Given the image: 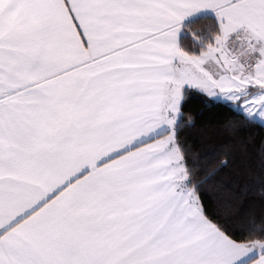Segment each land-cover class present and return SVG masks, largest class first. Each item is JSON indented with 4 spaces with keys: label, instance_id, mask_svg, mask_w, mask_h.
<instances>
[{
    "label": "snow or ice",
    "instance_id": "1",
    "mask_svg": "<svg viewBox=\"0 0 264 264\" xmlns=\"http://www.w3.org/2000/svg\"><path fill=\"white\" fill-rule=\"evenodd\" d=\"M194 100L264 128V0H0V264H264V142Z\"/></svg>",
    "mask_w": 264,
    "mask_h": 264
},
{
    "label": "trees",
    "instance_id": "2",
    "mask_svg": "<svg viewBox=\"0 0 264 264\" xmlns=\"http://www.w3.org/2000/svg\"><path fill=\"white\" fill-rule=\"evenodd\" d=\"M187 111L196 117V126L186 129L185 136L197 153L209 154L205 157V162L213 160V153L229 150L234 141H244L250 153H255L257 146L264 142V128L259 126H248L242 131L238 128L236 132L225 131V122L234 118L232 113L225 109L206 106L194 100L189 104ZM234 173V169L227 170L224 174L225 183L223 185L216 182L209 183L204 194L209 213L219 214L226 220L236 214V210L228 203L234 199L238 188Z\"/></svg>",
    "mask_w": 264,
    "mask_h": 264
}]
</instances>
